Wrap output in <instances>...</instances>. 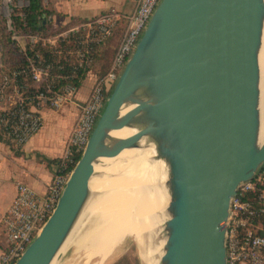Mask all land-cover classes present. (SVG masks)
<instances>
[{"label": "water", "instance_id": "water-1", "mask_svg": "<svg viewBox=\"0 0 264 264\" xmlns=\"http://www.w3.org/2000/svg\"><path fill=\"white\" fill-rule=\"evenodd\" d=\"M263 29L264 0H160L52 214L14 264H50L90 195L95 165L146 148L165 167L159 264H226L231 198L264 163ZM124 127L133 132L111 135Z\"/></svg>", "mask_w": 264, "mask_h": 264}, {"label": "built area", "instance_id": "built-area-1", "mask_svg": "<svg viewBox=\"0 0 264 264\" xmlns=\"http://www.w3.org/2000/svg\"><path fill=\"white\" fill-rule=\"evenodd\" d=\"M159 2L137 0L129 14L105 10L62 27L51 24L46 32L19 34L12 19L21 7L14 0H2L5 26L25 61L4 74L0 82L3 139L16 148L22 147L42 128L45 109L56 111L74 105L78 112L45 190L40 193L24 182L16 184L15 195L0 221L4 238L0 264H14L52 214L77 162L76 156L81 155L109 93ZM121 26V39L108 69L94 74L87 99L78 100L86 75ZM225 259L226 264H264V163L251 179L238 184L231 198L225 226Z\"/></svg>", "mask_w": 264, "mask_h": 264}, {"label": "bare ground", "instance_id": "bare-ground-1", "mask_svg": "<svg viewBox=\"0 0 264 264\" xmlns=\"http://www.w3.org/2000/svg\"><path fill=\"white\" fill-rule=\"evenodd\" d=\"M259 66L261 121L258 146L261 147L264 142V29ZM132 132L124 127L111 135L127 137ZM153 155L154 150L150 148L125 149L109 161L102 158V165H105H95V173L89 180L90 195L57 253L73 250L67 264H102L126 236L139 246L142 264H159L164 244L159 232L167 219L164 208L168 198L162 187L164 164L159 159L150 161ZM152 232H158L159 236L152 240L154 245L145 257L144 239ZM55 259L50 264H59ZM145 259H149L148 263Z\"/></svg>", "mask_w": 264, "mask_h": 264}, {"label": "crops", "instance_id": "crops-1", "mask_svg": "<svg viewBox=\"0 0 264 264\" xmlns=\"http://www.w3.org/2000/svg\"><path fill=\"white\" fill-rule=\"evenodd\" d=\"M137 0H47L52 11V24L58 27L74 21L94 16L105 10H116L124 14L131 13ZM121 39L116 35L111 41L108 54L96 59L94 68L97 72L105 66L108 69L114 49ZM106 69V70H107ZM94 77L78 100L87 99ZM81 89V86L80 88ZM79 91V90H78ZM62 109V108H61ZM77 108L70 105L62 111L44 110V118L52 120L44 124L22 147H14L0 139V221L11 203L18 182L28 184L37 192H43L51 180L56 168V161L62 155L65 142L75 123ZM55 161V162H54ZM4 238L0 229V251Z\"/></svg>", "mask_w": 264, "mask_h": 264}, {"label": "trees", "instance_id": "trees-1", "mask_svg": "<svg viewBox=\"0 0 264 264\" xmlns=\"http://www.w3.org/2000/svg\"><path fill=\"white\" fill-rule=\"evenodd\" d=\"M28 6L25 8H19L18 13L13 15L14 30L19 34H34L39 31L46 32L52 24L51 14L52 11L48 8V4L44 5L41 0H27ZM22 15V16H21ZM123 27H119L115 35L107 41L104 45L103 50L98 58L105 56L106 60L109 58V45L116 35H120ZM0 62L2 68H0V82L2 81V76L7 74L10 70L22 66L25 61L22 54L17 52L14 42L9 38V33L5 29L4 20H0ZM105 66L101 69V74L106 71ZM0 139L4 140L0 133ZM80 154L76 156L78 160ZM55 162V161H54Z\"/></svg>", "mask_w": 264, "mask_h": 264}, {"label": "rangeland", "instance_id": "rangeland-1", "mask_svg": "<svg viewBox=\"0 0 264 264\" xmlns=\"http://www.w3.org/2000/svg\"><path fill=\"white\" fill-rule=\"evenodd\" d=\"M17 3V6L20 5L21 8H25L26 6H28V1L27 0H14ZM42 3L44 5H46V0H41ZM1 6H2V0H0V20H4L5 23V19L3 18L2 14H1ZM6 31L9 33V31L7 30L6 26H5ZM10 33H9V38L10 37ZM0 51H1V47H0ZM98 73V72H97ZM101 73V72H99ZM94 74H96V70L92 69L89 71V73L86 75V78L84 79V81L81 84V89H79L78 93H77V97L81 96L85 89L88 87L89 83L91 82V80L94 77ZM86 87V88H85ZM85 88V89H84ZM68 106H64L62 109H59L58 111H62L65 108H67ZM52 122V120H49L47 117L44 118V124L50 125ZM84 225V224H83ZM82 225V226H83ZM160 234H162L163 236V229L161 228ZM159 233H150L151 236H149V234H147V237L145 238V242L148 243L150 246L154 245V241L155 238H158ZM156 235V236H155ZM151 237V238H150ZM129 238V239H128ZM128 239V240H127ZM150 239V240H149ZM154 239V241H152ZM128 242H127V241ZM135 241L129 237L126 236L124 237L117 245L116 247L113 249V251L111 252L110 256L102 263V264H142L141 260L139 258V254H140V250H139V246L134 243ZM137 248V249H136ZM145 248V247H144ZM72 249H69L67 252L65 253H60L57 255L55 262L57 263H61V264H67L70 262L71 257H72ZM71 252V253H70ZM70 255V256H69ZM60 257V258H59ZM68 257V258H67Z\"/></svg>", "mask_w": 264, "mask_h": 264}]
</instances>
